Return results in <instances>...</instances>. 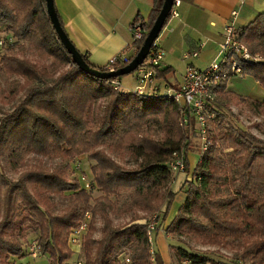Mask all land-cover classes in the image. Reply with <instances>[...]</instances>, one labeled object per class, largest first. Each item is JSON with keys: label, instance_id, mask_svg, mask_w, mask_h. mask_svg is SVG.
<instances>
[{"label": "trees", "instance_id": "trees-1", "mask_svg": "<svg viewBox=\"0 0 264 264\" xmlns=\"http://www.w3.org/2000/svg\"><path fill=\"white\" fill-rule=\"evenodd\" d=\"M164 1L152 0L148 19L137 18L132 24V28L141 24L145 30L143 38L134 42L137 53ZM58 17L66 31L65 23ZM170 20L171 14L164 29ZM235 35L260 60L246 62L230 56L224 64L222 54L221 69L230 78L251 77L264 88V13L247 26L235 29ZM21 42L28 43L39 56L53 58L70 68L50 80L37 62L21 58L27 51ZM134 56L127 58L128 63L117 64L114 70L128 65ZM84 58L91 68L110 72L108 65L97 67ZM236 59L240 74L230 68ZM172 72L170 66H156V84H162L165 90H178L180 85L176 87L170 82ZM0 73L21 75L37 83L13 112L0 117V162L15 171L23 154L32 152L60 156L67 161L55 172L30 171L17 182L0 171V264H14L12 257L28 253L20 239L29 230L38 234L35 236L40 239L42 253L50 256L51 264H64L73 253L67 245L69 236L85 222L89 234L84 235L79 256L87 264H163L149 238L148 217L136 212L126 226H114L109 216L110 198H120L124 192H129V201L123 206L125 212L138 210L155 217L153 233L163 229L168 236L199 238L207 246L223 247L229 240L241 241L244 255L254 253V263L264 264V140L242 129L234 116H227L222 102L213 103L210 146L207 152L198 154L199 162L192 174V139L199 137L201 131L193 109L176 102L158 86L145 94L136 89L126 92L121 90L119 78L102 80L82 72L61 43L48 15L46 0H0ZM227 87V81L222 83L218 96L231 93ZM240 98L264 118V99ZM100 99L105 100V105L94 116L93 106ZM158 133L161 138L156 137ZM122 153L128 157L129 167L113 158ZM81 155L94 162L87 165L90 187L81 181L83 175L87 176L81 160L71 166L74 173L80 172V178L70 181L67 177L69 163ZM180 159L185 161L184 173L174 172L171 166ZM176 173L186 174L181 187L186 201L164 227L175 197L172 186ZM27 184L40 187L39 198L68 193L64 213L55 216L43 210L40 201L44 197L39 201L32 199ZM95 188L103 194L99 199H93ZM19 201L29 204L36 217L34 221L20 219ZM99 215L104 225L102 236L96 239L93 233ZM171 249L178 264H223L206 253L181 246Z\"/></svg>", "mask_w": 264, "mask_h": 264}, {"label": "rangeland", "instance_id": "rangeland-1", "mask_svg": "<svg viewBox=\"0 0 264 264\" xmlns=\"http://www.w3.org/2000/svg\"><path fill=\"white\" fill-rule=\"evenodd\" d=\"M164 32L160 34L159 39L162 37ZM226 37V35H225ZM225 41V39H224ZM224 43V42H223ZM27 47V51L25 52L24 56L21 58L26 57L31 61L37 62L44 71L49 75L50 80H54L59 77L60 74L66 72L70 67L61 64L59 61L53 58H46L39 56L36 51L26 42H21ZM201 44V43H200ZM204 45V44H202ZM200 48V47H199ZM198 51V50H196ZM221 48L218 50L217 53V60L220 61L221 55ZM187 53V52H186ZM220 53V54H219ZM185 53L179 54V56L172 57V64L174 72H172L169 76L170 82L177 84L182 83V78L184 76L186 65L192 62H198L200 58H188L186 60L183 59V55ZM200 54V52H199ZM166 58V57H165ZM170 59H165V63ZM164 62V60H163ZM211 62L208 66L203 65V61L199 63L201 67L204 69L210 67ZM206 67V68H205ZM120 86L122 91H135L137 86L136 81V72L123 76L119 78ZM37 83L25 78L21 75H7L4 73H0V117L4 116L6 113H11L14 109L26 99L27 95L29 94L30 90L36 85ZM155 86H158L162 91H165V86L158 83ZM227 86L230 88L232 93H226V95L217 96V100L223 103L224 107L222 111L229 117L234 116L235 120H238V124L242 127V129L246 130L247 132L253 134L254 136L258 137L261 140H264V118L257 115L253 108L251 107L248 101L242 100L240 97L249 98L248 100H263L264 99V88L253 78L248 76H232L227 81ZM219 95V94H218ZM240 96V97H238ZM227 99V100H226ZM218 101V102H219ZM215 104V102H214ZM213 104V107H214ZM105 105V100L100 99L98 100L95 105L93 106L94 116H97L100 113L101 108ZM199 128V126H197ZM215 128V127H214ZM216 131V129H214ZM213 131V135H214ZM157 138H161V134L158 133L156 135ZM106 150L104 148H98V151ZM201 151V138L200 136L196 135L192 139V151L190 152V163H191V173L193 174L194 168L196 164L199 162V153ZM119 163L124 164L125 167H129L127 161L129 160L126 154L122 153L121 156L113 155ZM77 160H81L83 168L82 171L86 172L88 179L91 178L90 167L87 165H93L94 162L88 159L87 155H81L76 157L69 163V170L67 173V177L70 181H77L80 178V172L74 173L72 170V165ZM66 160H64L60 156H44L35 152L23 154V159L21 160L18 168L15 171H11L4 162H0V171L3 172L5 177L10 181L17 182L21 180L27 172L30 171H45L46 173L55 172L57 168H59L60 164H66ZM85 163V164H84ZM87 163V164H86ZM191 174V175H192ZM186 181V174H177L175 177L174 184L172 186V190H174L175 197L171 204L170 214L167 218V223L164 227H167L172 219L175 217L177 212L185 203L184 196L185 191L181 190L183 183ZM27 187L29 189L30 197L36 198L38 201L42 198L40 202L41 208L43 210H47L53 215H61L64 213L66 207L68 206L69 197L68 193L64 194H53L50 197L42 196L41 198L38 197L37 192H39L40 187H33L31 184ZM5 190H3L4 192ZM42 192V191H40ZM181 194L183 198H181ZM103 194L97 189H93V199H99ZM129 201V192H124L120 198L111 197L109 206V216L113 221L114 226H126L130 223L132 216L134 213L138 212L140 216L148 217L147 221L152 222L155 217L150 214H144L143 212H139L138 210H134L133 212H125L123 208L124 204ZM20 206V219L27 218L28 220L32 219L33 221L36 219L35 215L32 214L31 209H29V204L27 202L19 201ZM1 221V218H0ZM144 223V220L140 221ZM138 223V222H137ZM28 226H31L28 223ZM104 221L99 215L97 217L96 222V232L93 233L94 238L99 239L102 236V229H103ZM35 226V223H32V227ZM163 230V229H162ZM164 231V230H163ZM162 231V232H163ZM89 234L87 232L86 236ZM35 234L31 230L27 232V235L24 239H20L24 249L26 250V246L28 242L34 241ZM85 236V238H86ZM158 233H153V244L152 246L157 250V253L161 257L163 264H166L167 259V248L168 250L172 251V256L174 254V250L171 249L177 248L179 246L184 247L188 250L199 252V253H206L211 258H213L216 262H223V264H255L253 259L255 254L254 253H245L244 255V246L241 241H234L229 240V244L226 246H207L204 245L199 238H193L190 236L179 237L177 235H169L167 242H162L157 240ZM40 241V239L38 238ZM166 244V245H165ZM68 248L71 252H73L74 248H72L69 244V239L67 241ZM164 245L166 246L164 248ZM26 252V251H25ZM27 253V252H26ZM81 259L85 260L83 257ZM171 259V256H170ZM79 260L78 254L74 251L72 256L67 260L64 264H77ZM11 261L14 264H50V256L48 254H39L38 257H33L29 253L25 254L23 257H12ZM169 263V262H168ZM178 264V262H175ZM208 264H218V263H208Z\"/></svg>", "mask_w": 264, "mask_h": 264}, {"label": "crops", "instance_id": "crops-1", "mask_svg": "<svg viewBox=\"0 0 264 264\" xmlns=\"http://www.w3.org/2000/svg\"><path fill=\"white\" fill-rule=\"evenodd\" d=\"M180 1L179 18L170 20L159 39L160 47L165 52L166 58L162 61L165 67H172V57L196 50H200L197 57L200 60L190 63L196 68L204 69L199 65L202 61L204 66L218 62L217 53L225 39V27L229 24H233L235 29L245 27L260 13H264V0ZM55 7L76 48L92 65L104 67L122 52L127 57L136 55L132 24L137 18L148 19L152 0H55ZM233 12H237L235 18ZM128 46L132 47L126 51ZM167 58L170 60L165 63ZM179 85L175 84L176 87ZM227 91L231 92L229 87ZM162 231L158 232L157 240L167 242L168 235ZM73 250L79 256V251L76 248ZM153 250L157 251L154 247ZM166 254V264H176L172 251L167 248Z\"/></svg>", "mask_w": 264, "mask_h": 264}, {"label": "built area", "instance_id": "built-area-1", "mask_svg": "<svg viewBox=\"0 0 264 264\" xmlns=\"http://www.w3.org/2000/svg\"><path fill=\"white\" fill-rule=\"evenodd\" d=\"M181 5L180 0H175L174 6L171 12V19L179 18L178 8ZM232 16L235 18L237 12H233ZM132 29L133 42L143 38L145 30L141 24H136ZM225 41L221 45V52L226 57H238L239 59L246 62L259 61V56H252L247 45L241 42L235 35V28L233 24H229L225 27ZM132 46L126 47V51L131 49ZM198 51L191 53H185L182 57L184 60L188 58H197L199 56ZM165 52L161 49L159 39L153 44L150 54L144 64L139 67L136 72V79L138 85L136 86V92L139 94H145L147 90L152 89L156 82L154 80L155 67L160 65L164 60ZM127 56L125 52H122L118 56L110 59L108 65V70L114 72V67L117 64H124L127 62ZM231 71L235 74L241 73V68L238 65L237 59L231 64ZM230 75L227 71L221 69L219 62H214L210 67L206 69H198L192 64L187 65L184 76L182 78V83L178 90L168 89L164 93L172 97L176 102L183 104L184 106H190L199 123L200 127V138H201V153L204 154L208 151L210 146V133H209V124L211 120L215 117L212 112L213 103L218 96L219 86L228 81ZM116 89L119 88L118 84H115ZM172 168L174 172L184 173L185 172V161L180 159L172 163ZM81 181L86 184V187H90L89 179L87 176L83 175ZM87 218H90L89 216ZM156 227L155 219L149 225V238L153 242V231ZM88 229V224L82 223L79 228L72 231L69 236V244L72 248H76L81 253L83 247V238ZM34 241L27 243V252L33 257H38L39 254H42V248L39 244L38 237L35 236ZM129 261V260H128ZM77 264H87L85 260L79 259Z\"/></svg>", "mask_w": 264, "mask_h": 264}, {"label": "water", "instance_id": "water-1", "mask_svg": "<svg viewBox=\"0 0 264 264\" xmlns=\"http://www.w3.org/2000/svg\"><path fill=\"white\" fill-rule=\"evenodd\" d=\"M174 2L175 0L164 1V5L153 27L149 31L143 46L140 48L138 53L133 57L132 61L128 65L114 72H101L89 66L83 54L76 48L74 43L70 40L68 34L60 23L55 7V0H46L47 12L51 19L52 25L56 30V33L61 43L63 44L69 55L72 57V60L75 65L85 74L102 80H110L130 75L144 64L150 54L153 44L159 39L160 34L164 29L166 21L172 12Z\"/></svg>", "mask_w": 264, "mask_h": 264}]
</instances>
